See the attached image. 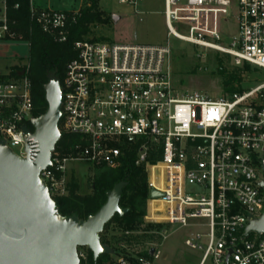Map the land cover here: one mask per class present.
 <instances>
[{
  "label": "built area",
  "instance_id": "1",
  "mask_svg": "<svg viewBox=\"0 0 264 264\" xmlns=\"http://www.w3.org/2000/svg\"><path fill=\"white\" fill-rule=\"evenodd\" d=\"M10 9H21L18 0H0V42H28L18 22L10 19ZM164 14V45L89 39L74 44L76 58L67 64L60 84L59 131L80 139L67 155L55 149L40 177L54 200L66 195L70 164L116 170L124 146L139 145L137 165L145 167L150 190L144 221L161 228L148 232L155 237L143 247L120 244L108 254L107 264H160L159 248L171 226L190 233L184 245L203 253L200 264H264V232L248 233L251 219L264 216V80L218 100L183 92L174 79L171 43L175 38L264 72V0H165ZM29 16L55 42H67L66 12L39 8L30 0ZM229 20L237 34L225 46L221 25ZM17 71L24 75L0 82V139L16 156L31 160L37 142L26 138L24 130L33 135L37 118L28 66ZM150 143L163 145L162 160L155 164L148 162ZM155 169L162 173L161 187L150 178ZM152 190L162 197L151 198ZM157 202L161 207L152 216L150 204ZM88 251L78 249L80 261H87Z\"/></svg>",
  "mask_w": 264,
  "mask_h": 264
},
{
  "label": "water",
  "instance_id": "2",
  "mask_svg": "<svg viewBox=\"0 0 264 264\" xmlns=\"http://www.w3.org/2000/svg\"><path fill=\"white\" fill-rule=\"evenodd\" d=\"M23 75L24 71L18 73ZM44 89L48 109L33 122V135L24 130L26 138L34 137L37 142L33 158H19L0 139V264H80L79 248H88L97 260L111 252L100 242L105 226L115 215L128 213L120 206L124 188L120 183L107 193L105 205L86 220L60 214L40 177L62 136L59 80L50 74ZM161 197L160 192L151 191V198ZM250 232H264V216L251 219Z\"/></svg>",
  "mask_w": 264,
  "mask_h": 264
},
{
  "label": "trees",
  "instance_id": "3",
  "mask_svg": "<svg viewBox=\"0 0 264 264\" xmlns=\"http://www.w3.org/2000/svg\"><path fill=\"white\" fill-rule=\"evenodd\" d=\"M21 9L14 11L10 9L9 17L18 22L17 29L24 35V39L30 43V63L28 65L27 76L31 84V95L33 100V115L38 118L44 115L48 109L45 99V85L48 77L53 74L62 84L65 76L67 64L76 58L74 44L88 38L92 34V27L105 23L104 13L100 11V0H84L85 5L78 12H66L70 17L68 27V40L59 44L54 39L44 33L30 22L29 2L30 0H18ZM221 75L224 78V86L227 95L241 94L243 89V74L249 71V67L244 68H224L220 67ZM19 68L12 69L10 75L0 76V82L18 77ZM77 135L63 133L56 151L62 154H69L72 148L79 142ZM139 145L124 146L122 165L112 170L105 166L96 167L94 177L89 186L90 194L82 196L78 194L79 186L72 180L68 195L55 197L54 201L62 216L69 217L76 215L81 220L95 215L107 202V193L120 184L124 188L120 198V206L128 209V213L114 218L105 226L100 235V242L110 250H115L120 244L127 243L143 247L147 242L154 240L150 231H159L161 226L147 225L144 218L147 214V202L149 199L148 174L144 166L137 165ZM148 162L155 164L162 160L163 145L150 143L148 145ZM160 178L163 180L161 175ZM158 177V176H157ZM153 177V181H154ZM156 180V179H155ZM160 205V203H155ZM156 207L154 208V213ZM114 225V232H108V227ZM110 255H101L94 260L93 253L89 250L87 261L80 264H107Z\"/></svg>",
  "mask_w": 264,
  "mask_h": 264
},
{
  "label": "rangeland",
  "instance_id": "4",
  "mask_svg": "<svg viewBox=\"0 0 264 264\" xmlns=\"http://www.w3.org/2000/svg\"><path fill=\"white\" fill-rule=\"evenodd\" d=\"M43 9L60 12H78L84 5L83 0H37ZM100 11L104 13L105 23L92 27V34L85 39L115 44L161 46L168 41V30L165 22V0H137L136 5L121 4L119 0H100ZM179 33L186 35L185 27ZM222 45L228 46L237 34L234 21L229 20L221 25ZM173 45L172 67L175 82L183 92H200L212 100L227 95L221 65L228 69L244 68L237 66L234 59L215 51L194 47L190 44L171 38ZM30 63V44L25 41L0 42V76L10 75L13 68H22ZM249 67L243 74V89L255 88L264 80V72ZM19 153V149H15ZM161 170V167L158 168ZM95 167L87 163H72L65 174L66 182L76 181L78 194L85 196L91 193L89 186L94 177ZM151 173V180L161 187L163 180ZM158 176V177H157ZM153 181V180H152ZM69 187L65 192L68 195ZM65 195V196H66ZM158 206V205H156ZM161 207V206H160ZM115 226L108 227L110 233ZM114 232V231H112ZM190 233L187 230L171 226L167 239L159 248L162 262L160 264H200L203 253L185 247L184 241ZM159 241V240H157ZM158 243V242H157ZM133 246V245H132ZM139 247V246H138ZM205 264H213L207 261Z\"/></svg>",
  "mask_w": 264,
  "mask_h": 264
},
{
  "label": "crops",
  "instance_id": "5",
  "mask_svg": "<svg viewBox=\"0 0 264 264\" xmlns=\"http://www.w3.org/2000/svg\"><path fill=\"white\" fill-rule=\"evenodd\" d=\"M84 1V0H83ZM32 2H33V4L35 5V6H37V7H39V8H42L41 6H40V4L38 3V1L37 0H32ZM49 9V8H48ZM156 207V204L155 203H151L150 204V212H151V215L152 216H154V208ZM160 220V219H159Z\"/></svg>",
  "mask_w": 264,
  "mask_h": 264
}]
</instances>
